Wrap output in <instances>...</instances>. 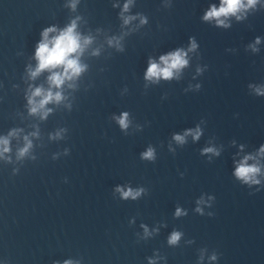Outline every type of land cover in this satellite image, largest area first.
<instances>
[{
    "label": "water",
    "instance_id": "1",
    "mask_svg": "<svg viewBox=\"0 0 264 264\" xmlns=\"http://www.w3.org/2000/svg\"><path fill=\"white\" fill-rule=\"evenodd\" d=\"M221 5L0 0V264H264V0Z\"/></svg>",
    "mask_w": 264,
    "mask_h": 264
},
{
    "label": "clouds",
    "instance_id": "2",
    "mask_svg": "<svg viewBox=\"0 0 264 264\" xmlns=\"http://www.w3.org/2000/svg\"><path fill=\"white\" fill-rule=\"evenodd\" d=\"M249 4L254 3V0H248ZM241 6V0H222V5L219 9L213 7L206 15L205 19L210 17H219L221 15H227L228 13H234L239 7ZM218 23H223V21H218ZM46 30L44 35L47 37ZM52 47L49 48V43L47 41L41 42L38 50L37 56L40 60L39 68L43 69L45 67H55L59 64H64L66 73L68 69H71L73 73H78L81 69L77 64L75 59H69L68 56L70 53L75 52L78 47V39L76 36L73 35V26H70L65 32L61 33L60 36L53 39ZM192 47H195L193 43ZM184 53L181 50H177L174 53H169L167 56H161V61L164 63V67H159L155 62H152L148 68L147 76L149 78L154 76H163L164 78H169L172 76V69L179 68L180 66L186 64V60L183 59ZM53 83L59 85L62 83V79L59 75H53L51 78ZM36 95L40 94V90L37 89ZM51 93L45 97L43 101H41V106L47 102V100L51 99ZM59 99V96L56 97ZM35 110V109H33ZM121 125L126 126L124 119H121ZM196 135L198 136L199 133L197 132ZM176 140L182 141L183 137L177 135L175 137ZM205 151H212V149H206ZM146 157H151L152 152L149 150L148 152L144 153ZM248 157H245V161ZM259 169L256 166H249L245 162H241L240 165L236 168V176L242 178L244 181H249L251 175L258 172ZM134 195L131 190L124 193V196ZM178 239V234L174 233L171 237L170 242H175Z\"/></svg>",
    "mask_w": 264,
    "mask_h": 264
}]
</instances>
